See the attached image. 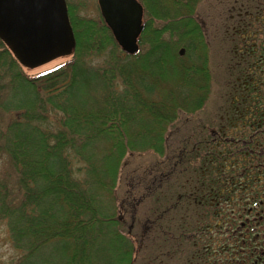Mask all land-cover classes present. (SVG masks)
Instances as JSON below:
<instances>
[{
	"label": "trees",
	"instance_id": "trees-1",
	"mask_svg": "<svg viewBox=\"0 0 264 264\" xmlns=\"http://www.w3.org/2000/svg\"><path fill=\"white\" fill-rule=\"evenodd\" d=\"M174 1L183 16L169 20L166 7L151 14L150 3L159 0H142L152 18L136 54L120 48L102 16L77 17L69 4L75 46L63 64L27 76L9 59L10 82L18 86L9 100L0 93V109L14 113L6 124L0 114V155L10 165L0 172V224L20 251L12 264L133 263L137 243L118 214L126 201L118 207L115 195L121 165L133 152L168 158V130L180 113L203 107L211 75L203 25L194 18L199 0ZM245 10L238 17L253 9ZM99 55L102 64L94 66ZM172 158L138 178L150 179L148 188L158 182L154 211L166 229L179 222L182 205V170Z\"/></svg>",
	"mask_w": 264,
	"mask_h": 264
},
{
	"label": "flooded vegetation",
	"instance_id": "flooded-vegetation-1",
	"mask_svg": "<svg viewBox=\"0 0 264 264\" xmlns=\"http://www.w3.org/2000/svg\"><path fill=\"white\" fill-rule=\"evenodd\" d=\"M260 10L254 31L261 33L247 34L251 40L235 55L218 118L199 120L179 148L182 205L175 215L179 222L166 226L180 231V239L189 234L188 264H264L263 4ZM258 19L245 17L241 30ZM188 200L195 203L191 208Z\"/></svg>",
	"mask_w": 264,
	"mask_h": 264
},
{
	"label": "rangeland",
	"instance_id": "rangeland-1",
	"mask_svg": "<svg viewBox=\"0 0 264 264\" xmlns=\"http://www.w3.org/2000/svg\"><path fill=\"white\" fill-rule=\"evenodd\" d=\"M66 1L76 7L75 15L77 17L99 18L102 16L98 0ZM258 3L264 5V0H199L197 2L194 18L200 26L203 25L201 29H204V39L207 42L208 49L206 53L211 75L207 82L208 87L203 91L205 95L203 107L193 112L186 113L184 111L180 113L175 125L168 130L169 135L165 145V152L168 153V158L173 157V160L176 159V162L178 161L179 148L183 137L193 135L197 129L195 125L201 122L199 120L208 122L210 120L215 121L218 118L221 106L227 101L226 97L228 96L229 82L232 80L231 69L234 68L235 55L241 56L240 54L247 40H251L247 34L251 33L250 36H254L256 33L258 35L261 33L254 31V28L260 27L259 23L263 18L262 11L260 10L258 13V9H254V6L257 7ZM175 6L174 0H159L157 3H150V12L155 14L156 9L166 7L169 10L167 13L169 20L178 16L182 17L183 12H180V15L177 14L176 9L180 8ZM246 8L253 9L251 13L246 14L250 15L249 18L253 14L255 19L260 18L261 20H253L254 23L249 24L247 28L248 30L253 29V31L246 29L247 31L244 32L241 29L244 28L242 23L246 15L239 17L238 15H241L242 11H248L245 10ZM144 18L151 19L152 17H148L145 13ZM153 22L154 25L159 24L158 19ZM263 34L261 36L264 37ZM185 54L183 57H185ZM0 56H3V59H0V66L2 67L0 71L3 77V80L0 77V93L2 91L4 96L1 94L0 98L3 97V100H9L12 97L13 91L10 88L12 84L18 86L17 82H10L13 70L10 69V62L12 61L9 59H16L18 61V64H16L18 66L17 69L27 76H36L63 64L69 58L66 55L59 56L43 64L28 67L19 62L11 48L3 40L0 41ZM103 58L101 55L93 57L92 64L94 66L102 64ZM4 60L6 63L1 64ZM8 61L9 63H7ZM170 75L171 73L168 81L169 84H173L175 79L172 78L175 76L174 74ZM2 86L3 88L1 89ZM180 87L183 90L181 92L185 93L184 86L181 85ZM195 94L198 98H202L201 91L197 90ZM0 114L6 124L12 118L11 114L14 113H11V111L6 113V111L0 109ZM167 144L168 148L166 147ZM164 158L165 160L168 159L166 155L160 156L150 150L133 152L126 155L120 168L115 195L118 207L123 199L126 201L124 205L121 204V207L118 208V214L124 222V232L127 233L130 230L135 237V244L137 243L138 250L135 252L132 264H188L187 260L193 252V245L188 237L189 234L186 235L187 238L180 239V231L177 229L176 232L174 230L168 231L164 223L161 225L159 221H156L159 219V211H154L156 208L154 194L158 182L148 188V185L151 186L150 179L148 183H146L147 178L142 179L144 181H139L140 179H138L144 168H151L155 166L156 161L162 162ZM9 171L8 159L0 155V172L4 175V172ZM176 180H179V177ZM19 255L20 251L12 246L6 224H0V264H12Z\"/></svg>",
	"mask_w": 264,
	"mask_h": 264
},
{
	"label": "water",
	"instance_id": "water-1",
	"mask_svg": "<svg viewBox=\"0 0 264 264\" xmlns=\"http://www.w3.org/2000/svg\"><path fill=\"white\" fill-rule=\"evenodd\" d=\"M98 2L122 50L139 52L143 5L138 0ZM0 38L28 67L69 54L75 46L65 0H0Z\"/></svg>",
	"mask_w": 264,
	"mask_h": 264
}]
</instances>
